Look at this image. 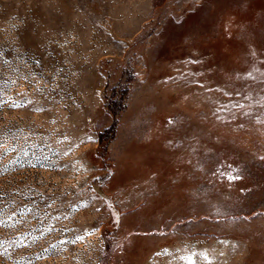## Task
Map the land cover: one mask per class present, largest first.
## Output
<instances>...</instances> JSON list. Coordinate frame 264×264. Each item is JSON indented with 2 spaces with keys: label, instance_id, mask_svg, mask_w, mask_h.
I'll return each mask as SVG.
<instances>
[{
  "label": "rangeland",
  "instance_id": "rangeland-1",
  "mask_svg": "<svg viewBox=\"0 0 264 264\" xmlns=\"http://www.w3.org/2000/svg\"><path fill=\"white\" fill-rule=\"evenodd\" d=\"M0 264H264V0H0Z\"/></svg>",
  "mask_w": 264,
  "mask_h": 264
}]
</instances>
